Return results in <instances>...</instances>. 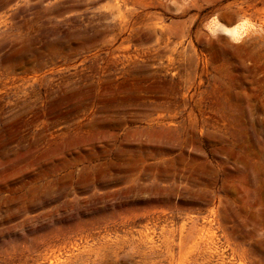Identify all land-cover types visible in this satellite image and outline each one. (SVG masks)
<instances>
[{
	"label": "rangeland",
	"instance_id": "rangeland-1",
	"mask_svg": "<svg viewBox=\"0 0 264 264\" xmlns=\"http://www.w3.org/2000/svg\"><path fill=\"white\" fill-rule=\"evenodd\" d=\"M0 264H264V0H0Z\"/></svg>",
	"mask_w": 264,
	"mask_h": 264
},
{
	"label": "bare ground",
	"instance_id": "bare-ground-1",
	"mask_svg": "<svg viewBox=\"0 0 264 264\" xmlns=\"http://www.w3.org/2000/svg\"><path fill=\"white\" fill-rule=\"evenodd\" d=\"M240 28H241V26L236 25V26H233L230 30L229 29H225V30L232 37H237L240 34Z\"/></svg>",
	"mask_w": 264,
	"mask_h": 264
}]
</instances>
